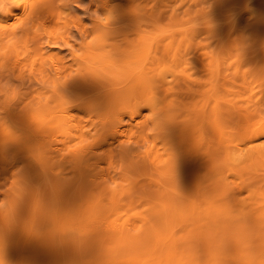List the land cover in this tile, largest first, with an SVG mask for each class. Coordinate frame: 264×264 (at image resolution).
Returning <instances> with one entry per match:
<instances>
[{
    "label": "rangeland",
    "instance_id": "1",
    "mask_svg": "<svg viewBox=\"0 0 264 264\" xmlns=\"http://www.w3.org/2000/svg\"><path fill=\"white\" fill-rule=\"evenodd\" d=\"M121 1L4 39L0 264H264V0Z\"/></svg>",
    "mask_w": 264,
    "mask_h": 264
},
{
    "label": "bare ground",
    "instance_id": "2",
    "mask_svg": "<svg viewBox=\"0 0 264 264\" xmlns=\"http://www.w3.org/2000/svg\"><path fill=\"white\" fill-rule=\"evenodd\" d=\"M50 0H7L6 4L0 5V14L5 17V19H7V23L5 25H1L0 26V49L4 48L7 45V41L4 39H9L10 36H15V35H22L23 38L26 37L27 32L29 30V28H31L33 26V24H35L36 22L38 24H40V26L42 25V29L44 31V35L43 37L46 39V43L48 45L53 44L56 39L55 33L51 30L48 29L47 26H45V22H43L42 18L46 19L47 18V8L46 6L48 5ZM93 1V0H92ZM99 1V0H98ZM102 1V0H101ZM107 1V0H106ZM111 1V0H110ZM127 2H118L114 5H111L110 8H105L104 10L106 11V13L103 15L104 19H112L113 16H121L124 13L130 11L134 6L130 3V0H124ZM109 2V1H108ZM106 2L104 5V7H107V3ZM101 3V2H100ZM19 11V12H15V11ZM4 19V18H3ZM104 19L100 18V23L101 25L105 24ZM47 20V19H46ZM45 20V21H46ZM48 22V21H47ZM49 23H46V25ZM98 24V25H99ZM28 25V26H27ZM82 28V27H81ZM83 29V28H82ZM81 30V35L86 37V31L85 30ZM54 33V34H53ZM57 35V33H56ZM80 36V35H79ZM99 37V35H98ZM12 38V37H11ZM86 39V38H85ZM63 43L65 45H68L70 43H68V41L66 40V38L62 37ZM13 44V43H11ZM15 44V43H14ZM71 46V44L69 45ZM85 46V45H84ZM126 47V46H125ZM73 48V47H72ZM80 48L81 45H80ZM123 50V48H122ZM119 51V49L117 50V52ZM88 51L83 49V52L81 54V56H78L77 60H80V68L88 69L91 67H88L90 64H92V61H88L86 63H83V61L88 57ZM126 52V51H125ZM28 55L31 53L27 52ZM17 56L20 54L19 52L16 53ZM24 56H26V53L24 54ZM19 58V57H18ZM52 58V62L56 63L55 61V57L51 56ZM82 59V60H81ZM16 60V59H15ZM19 60V59H17ZM51 60V59H50ZM82 61V62H81ZM14 62V61H13ZM20 62V61H19ZM17 64V63H16ZM14 65V63H13ZM18 65V64H17ZM54 65V64H53ZM16 66V65H15ZM141 66V65H140ZM13 68H15L14 66H12ZM17 68V67H16ZM15 70V69H14ZM32 70V69H31ZM61 70V69H60ZM60 70H56L57 74L61 77V72ZM55 74V72H54ZM2 80V79H1ZM137 80H139V83H142V78H137ZM44 81V80H43ZM15 101V100H14ZM12 107V106H11ZM138 113V112H137ZM52 114V113H51ZM71 114V113H70ZM71 117V116H70ZM105 117V116H104ZM109 117V116H108ZM107 118V117H106ZM70 120V119H69ZM111 120V119H110ZM119 120V119H118ZM71 121V120H70ZM136 121V120H135ZM72 123V122H71ZM129 127V126H128ZM118 128V127H117ZM116 128V129H117ZM114 129V128H113ZM125 129V128H124ZM121 132V131H120ZM176 137V135H175ZM173 137V138H175ZM186 137V136H185ZM206 138V137H205ZM204 138V139H205ZM189 139V138H188ZM203 139V138H202ZM53 140V139H52ZM201 140V139H200ZM55 141V140H54ZM182 141V140H181ZM207 141V140H206ZM195 142V141H194ZM193 142V143H194ZM208 142V141H207ZM182 143V142H180ZM189 143V141L187 142ZM186 143V144H187ZM238 145V144H237ZM236 145V146H237ZM181 146V145H180ZM239 147H241L240 145H238ZM179 147V146H178ZM243 147V146H242ZM181 149V148H180ZM57 150V149H56ZM55 150V151H56ZM89 150V149H87ZM86 150V151H87ZM109 150V149H108ZM241 150V149H240ZM90 151V150H89ZM93 151V150H92ZM91 260V259H90Z\"/></svg>",
    "mask_w": 264,
    "mask_h": 264
}]
</instances>
